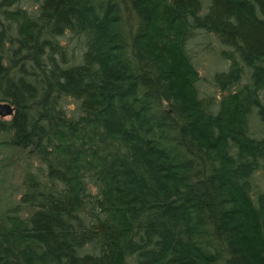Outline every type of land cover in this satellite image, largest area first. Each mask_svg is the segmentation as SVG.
Listing matches in <instances>:
<instances>
[{"label":"trees","instance_id":"trees-1","mask_svg":"<svg viewBox=\"0 0 264 264\" xmlns=\"http://www.w3.org/2000/svg\"><path fill=\"white\" fill-rule=\"evenodd\" d=\"M1 101L0 264H264V0H0Z\"/></svg>","mask_w":264,"mask_h":264},{"label":"rangeland","instance_id":"rangeland-1","mask_svg":"<svg viewBox=\"0 0 264 264\" xmlns=\"http://www.w3.org/2000/svg\"><path fill=\"white\" fill-rule=\"evenodd\" d=\"M173 63L180 65L179 59H176ZM10 117L11 116H8L6 118H10ZM6 156H9V158H5ZM15 162H17V161L13 157V155L10 158V154L5 155V153H3V151H0V199L5 197L4 191L6 190L7 184H10V183L14 184V183L18 182V177L17 176L14 177V175L12 174L13 172H16V170H12V167L15 166V165H12V163L15 164ZM9 167L11 168V170H8Z\"/></svg>","mask_w":264,"mask_h":264},{"label":"water","instance_id":"water-1","mask_svg":"<svg viewBox=\"0 0 264 264\" xmlns=\"http://www.w3.org/2000/svg\"><path fill=\"white\" fill-rule=\"evenodd\" d=\"M15 113V107L7 101L0 102V116L5 118L8 116H13Z\"/></svg>","mask_w":264,"mask_h":264},{"label":"bare ground","instance_id":"bare-ground-1","mask_svg":"<svg viewBox=\"0 0 264 264\" xmlns=\"http://www.w3.org/2000/svg\"><path fill=\"white\" fill-rule=\"evenodd\" d=\"M2 102V101H1ZM7 102H9V101H7ZM11 103V102H10ZM12 104V103H11ZM13 105V104H12ZM14 106V105H13Z\"/></svg>","mask_w":264,"mask_h":264}]
</instances>
